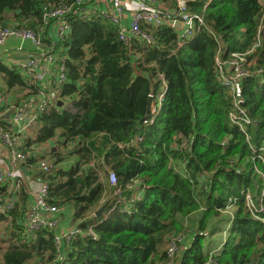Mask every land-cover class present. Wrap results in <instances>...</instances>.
I'll list each match as a JSON object with an SVG mask.
<instances>
[{
	"label": "trees",
	"instance_id": "obj_1",
	"mask_svg": "<svg viewBox=\"0 0 264 264\" xmlns=\"http://www.w3.org/2000/svg\"><path fill=\"white\" fill-rule=\"evenodd\" d=\"M79 1L0 0V28L44 31L42 50L65 58L68 69L61 93L45 97L49 107L35 112L34 135L21 136V170L49 184L48 203L83 233L62 253L63 264H264V213L255 212L264 206L263 0H186L187 11L206 23L198 35L182 39L170 24L142 26L151 43L142 37L129 44L100 15L75 9L61 21L49 18ZM156 1L165 16L177 10L176 0ZM62 22L71 29L53 47L50 30ZM235 56L250 64L241 67L248 76L240 80L239 112L217 61ZM165 85L161 112L150 123L148 99L154 108ZM48 93L0 58V97L11 106ZM53 144L58 151L39 154ZM9 196L16 203L0 217L7 224L0 264H54V231L28 234L29 194L0 185V199ZM218 224L223 230L213 232ZM216 234L227 238L212 251Z\"/></svg>",
	"mask_w": 264,
	"mask_h": 264
},
{
	"label": "built area",
	"instance_id": "obj_2",
	"mask_svg": "<svg viewBox=\"0 0 264 264\" xmlns=\"http://www.w3.org/2000/svg\"><path fill=\"white\" fill-rule=\"evenodd\" d=\"M176 2V12L168 13V16H165L156 0H80L73 10L70 9L68 12L64 9H57L49 18L61 21L75 9L83 17L100 15L118 28L120 40L125 44L142 37L147 43H151L152 37L142 32V26L155 30L166 24L175 27L178 23L181 24V38L192 39L205 27L204 18L189 13L186 0H176ZM126 12H128V21L126 20ZM70 29L69 23L62 22L57 27L55 38L63 39ZM40 35L27 29L0 28V46L6 45L9 39H20L34 45L37 49V55H33L31 60L16 64L27 81L39 86H51L49 88L53 92L49 94V98L55 100V95L61 93V86L66 81L68 69L64 64L65 58L57 60L54 54H48L42 50ZM235 57L245 61V57ZM242 60L239 61L241 64H243ZM57 61H60V63H57ZM217 61L222 75V85L232 91L236 99L235 107L239 112V106H242L240 80L241 77L248 75L242 71L238 61L239 65L234 64V61L227 64L220 63V58ZM229 64L232 67L235 66L234 70L226 69ZM166 91L167 86L165 85L163 93L157 99V105L154 108L152 107L151 115L148 118L150 123H153L160 114ZM51 99L48 100L44 96L41 100L34 99L22 102L19 107H13L6 98L0 97V185L7 187L9 192L18 191L21 188L26 189L30 197V207L26 218L27 233L33 235L44 230L54 231V247L60 256L53 263L63 264L64 257L62 253L71 245L73 240L83 235L82 230L75 227L73 222L68 221V218L61 217L58 207L48 203L50 186L47 182L42 179L33 180L21 170V165L26 163L27 160V155L22 150L25 145L21 136L35 126V112L37 109L41 112L46 111L49 107V101H52ZM67 108L70 112H76L73 104L69 103ZM11 109L14 112L9 120H6L8 124L4 127L1 122L5 121L3 117ZM232 119L238 123L237 119H240V116L232 115ZM261 159L264 162V158ZM40 169L48 172L50 166L43 162L40 164ZM110 181L116 184L115 175L110 176ZM138 198H140V195L135 200ZM15 203L16 196L0 199V217H9L8 215L13 210ZM250 207L255 210L252 205ZM260 208V211H255L256 214L264 212V207ZM169 253L172 255L174 249L171 248Z\"/></svg>",
	"mask_w": 264,
	"mask_h": 264
},
{
	"label": "crops",
	"instance_id": "obj_3",
	"mask_svg": "<svg viewBox=\"0 0 264 264\" xmlns=\"http://www.w3.org/2000/svg\"><path fill=\"white\" fill-rule=\"evenodd\" d=\"M126 20L128 21V12H126ZM56 33H57V26H54V28L51 29L49 33V38L51 40L50 44L53 47H55L56 45L55 42H53L54 40H56L55 38ZM36 50L37 49H35L34 45H32L30 42L23 41L20 39H9L6 45L0 46V58L6 61L9 65H14L18 62H25L26 60L24 61V58H28V60H31L33 58V55H37ZM40 86L41 87L44 86L45 90L49 93L46 96L44 94H41V96L37 98L38 100H41L42 98H44V96L49 97V94L53 92V90L49 88L51 86H47V85H40ZM26 134L28 133L26 132ZM70 216L72 215H69L67 217H70ZM6 235L7 233L2 236L5 237Z\"/></svg>",
	"mask_w": 264,
	"mask_h": 264
},
{
	"label": "rangeland",
	"instance_id": "obj_4",
	"mask_svg": "<svg viewBox=\"0 0 264 264\" xmlns=\"http://www.w3.org/2000/svg\"><path fill=\"white\" fill-rule=\"evenodd\" d=\"M262 5H263V7H264V0L262 1ZM54 20V19H53ZM44 31L41 33V35H40V38L42 39V38H44ZM240 60H242V59H239V58H237V59H231L230 61H234V64L235 63H237V61H240ZM243 61V64L240 66V67H248L250 64L249 63H247V61H244V60H242ZM35 131H36V128H35V126H33L31 129H29V130H27V133L28 134H30L29 136H33L34 135V133H35ZM50 148L53 150V149H55V151H58L57 149V145H55V144H53V145H51V146H49V145H45V146H42L41 148H38V152H39V154L40 155H45L49 150H50ZM110 184L112 185L113 183H111V181H110ZM249 196L250 195H247V200H248V198H249ZM234 210H235V208H230L229 210H227V211H230L231 213L233 212L234 213ZM261 210V208H258L256 211H260ZM230 212H228V213H230ZM228 213H226L227 215H225V216H227V217H229L230 218V214H228ZM195 216V218H196V222H195V224L197 223V221H199L201 218H202V213L201 212H199V213H197V214H195L194 215ZM216 222V221H215ZM217 223V222H216ZM197 225V224H196ZM5 226H6V222H0V239H2L3 238V236L2 235H5L6 234V230H5ZM222 228H223V226H222ZM225 228V227H224ZM221 229V226L218 224V227H216V229L215 230H213V232H216V231H219ZM221 230H223V229H221ZM220 230V231H221ZM228 230H229V227H227L226 228V230H224L226 233L228 232ZM223 232V231H222ZM218 234H216V238H213V242H211V248H213V250L212 251H215V250H220V249H222V247H223V245H224V243H225V241H226V238H227V236L226 235H222V234H219L218 236H217ZM0 242H1V240H0ZM0 245H3L4 247H6L7 246V243L6 242H4L3 244L2 243H0Z\"/></svg>",
	"mask_w": 264,
	"mask_h": 264
},
{
	"label": "water",
	"instance_id": "obj_5",
	"mask_svg": "<svg viewBox=\"0 0 264 264\" xmlns=\"http://www.w3.org/2000/svg\"><path fill=\"white\" fill-rule=\"evenodd\" d=\"M175 28L177 30H181V24L178 23V25H175ZM23 59V58H21ZM28 61V58H24V61ZM23 61V60H22ZM25 61V62H26ZM152 105H153V97L150 96L147 102V108H146V118H149L152 112ZM14 110L11 109L4 117L3 120H9V118L11 117V115L13 114ZM60 145V142L58 143ZM53 151H55V149H53ZM107 205L103 206L97 213L96 216L99 217L102 213H104L106 211Z\"/></svg>",
	"mask_w": 264,
	"mask_h": 264
},
{
	"label": "clouds",
	"instance_id": "obj_6",
	"mask_svg": "<svg viewBox=\"0 0 264 264\" xmlns=\"http://www.w3.org/2000/svg\"><path fill=\"white\" fill-rule=\"evenodd\" d=\"M148 119V118H147ZM141 197V196H140ZM261 207H264V206H261ZM260 208V207H259ZM261 213H264V212H261Z\"/></svg>",
	"mask_w": 264,
	"mask_h": 264
}]
</instances>
